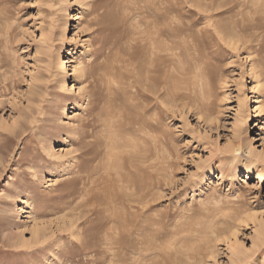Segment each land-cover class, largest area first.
Returning a JSON list of instances; mask_svg holds the SVG:
<instances>
[{"label": "rangeland", "instance_id": "374dc122", "mask_svg": "<svg viewBox=\"0 0 264 264\" xmlns=\"http://www.w3.org/2000/svg\"><path fill=\"white\" fill-rule=\"evenodd\" d=\"M0 264H264V0H0Z\"/></svg>", "mask_w": 264, "mask_h": 264}, {"label": "bare ground", "instance_id": "6f19581e", "mask_svg": "<svg viewBox=\"0 0 264 264\" xmlns=\"http://www.w3.org/2000/svg\"><path fill=\"white\" fill-rule=\"evenodd\" d=\"M144 30V29H143ZM153 31V30H152ZM140 32V31H139ZM144 33V32H143ZM146 33V32H145ZM144 33V34H145ZM138 34V33H137ZM141 35V34H140ZM142 36V35H141ZM144 36V35H143ZM147 36V35H146ZM146 36H145V38H146ZM137 38H139V37H137ZM142 41V40H141ZM145 41V39L143 40V42ZM147 41H150V40H147ZM151 42V41H150ZM153 42V41H152ZM141 43V42H140ZM144 44V43H143ZM141 45H142V43H141ZM149 45V44H148ZM144 46V45H143ZM151 46V45H150ZM149 47V46H148ZM152 47V46H151ZM153 48V47H152ZM261 48V47H260ZM146 50V49H145ZM150 51H151V49H150ZM149 51V52H150ZM160 51V50H159ZM158 52V51H157ZM148 53V52H147ZM162 53V52H161ZM151 55H152V53H151ZM150 57H152V56H150ZM150 60H151V58H149ZM263 59V58H262ZM162 60V58H161V56H159V54H157V53H155V52H153V58H152V65H150L149 67H152L153 66V68H155L156 67V65L160 62ZM263 63V62H262ZM62 65H63V62L61 63ZM147 67V66H146ZM149 67H147V68H149ZM64 68V67H63ZM165 74V73H164ZM164 78V77H163ZM146 79V78H145ZM162 80V79H161ZM146 81V80H145ZM144 81V82H145ZM166 81V80H165ZM150 83V82H149ZM167 83V82H166ZM165 83V84H166ZM152 84V83H151ZM150 84V85H151ZM152 86V85H151ZM151 86H150V89H151ZM165 86V85H164ZM147 87H149V85H147ZM153 87V86H152ZM160 87H162V85L160 86ZM155 89V88H154ZM153 89V90H154ZM236 151L238 150V148L237 149H235ZM151 161V160H150ZM118 177V176H117ZM119 178V177H118ZM260 241H261V239H260ZM259 242V241H258ZM260 243V242H259ZM242 261V260H241Z\"/></svg>", "mask_w": 264, "mask_h": 264}]
</instances>
